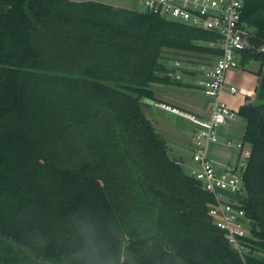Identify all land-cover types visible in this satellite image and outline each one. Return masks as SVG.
Here are the masks:
<instances>
[{"label": "trees", "instance_id": "trees-1", "mask_svg": "<svg viewBox=\"0 0 264 264\" xmlns=\"http://www.w3.org/2000/svg\"><path fill=\"white\" fill-rule=\"evenodd\" d=\"M241 18L264 45V0H244ZM218 41L95 1L0 0V264H264V54L240 53L261 63L238 109L244 258L142 110L154 85H181L165 51L219 56Z\"/></svg>", "mask_w": 264, "mask_h": 264}, {"label": "built area", "instance_id": "built-area-1", "mask_svg": "<svg viewBox=\"0 0 264 264\" xmlns=\"http://www.w3.org/2000/svg\"><path fill=\"white\" fill-rule=\"evenodd\" d=\"M135 1L141 6V11L213 33L219 38L221 54L215 57L211 65H200L196 70L195 85L203 95L215 100L210 115L199 118L166 104L156 105L189 120L197 128L191 162L198 168L190 173L213 198L208 209L213 224L223 232L228 244L244 258L251 247L248 239L251 238L253 222L241 207L239 199L244 192L243 171L250 157L251 145L244 141L228 142L237 150L238 159L235 165L223 169L210 160L207 147L218 140L221 125L238 117L237 111L219 99L227 72L238 66L236 58H240L241 52L264 54V45L253 44V29L242 21L244 0ZM174 67L180 68L181 64L175 61ZM175 68L168 71V76L181 80V73H175ZM235 91L234 87L229 88L231 94Z\"/></svg>", "mask_w": 264, "mask_h": 264}, {"label": "crops", "instance_id": "crops-1", "mask_svg": "<svg viewBox=\"0 0 264 264\" xmlns=\"http://www.w3.org/2000/svg\"><path fill=\"white\" fill-rule=\"evenodd\" d=\"M74 2L95 1L106 5L125 8L133 11L135 9V0H70ZM134 6V7H133ZM238 66L227 72L224 87L220 93L219 99L232 110L238 112V109L247 102H254L256 88L259 77L257 72L261 63L257 61H244L239 58ZM175 62V61H174ZM174 62L169 65V70L174 69ZM180 68H175V73H181L180 86L156 84L153 86L155 101L152 105H147L144 115L153 123L156 131L165 140L166 146L171 156L185 158V148L193 152L194 135L196 127L187 119L170 113L156 104H166L183 112L195 115L199 118H207L211 113V107L214 99L203 95L201 90L195 85L197 77V68L201 64L190 62H180ZM264 69V62L262 65ZM234 87L235 93L231 94L229 88ZM245 122L238 116L234 120H229L218 128V140L207 147V155L210 160L219 169L226 166H232L237 163V150L228 145V142L243 141ZM171 140L168 144L167 140ZM186 159V165L191 172L198 166Z\"/></svg>", "mask_w": 264, "mask_h": 264}, {"label": "rangeland", "instance_id": "rangeland-1", "mask_svg": "<svg viewBox=\"0 0 264 264\" xmlns=\"http://www.w3.org/2000/svg\"><path fill=\"white\" fill-rule=\"evenodd\" d=\"M135 9L137 11H141L142 10L141 6L138 3H136ZM208 46L214 47V44L212 43V44H209ZM163 56H164L165 60L162 59L161 61L164 64H167V66L172 65L174 61H180V62H183V63H186V62H190V63L200 62V63H203L201 65H211L214 62V59L216 57V56H213L211 54H204V55H201V56L199 55L200 58H197L193 54H187L186 56H182V55L180 56V55H177V54H172V51H165ZM236 59L238 60L239 57H237ZM257 62H259V61H257ZM143 103L148 104V105H152L153 101L145 99V100H143ZM146 106L142 104L143 112H146V109H145V108H147ZM167 142H168V144H170L171 140L168 139ZM185 156H186L185 158H187V159L190 158L192 156V152L189 149L185 148ZM183 168H184V170L186 172L190 171L188 169L186 163H183ZM243 194H244V192L241 195L243 196Z\"/></svg>", "mask_w": 264, "mask_h": 264}, {"label": "water", "instance_id": "water-1", "mask_svg": "<svg viewBox=\"0 0 264 264\" xmlns=\"http://www.w3.org/2000/svg\"><path fill=\"white\" fill-rule=\"evenodd\" d=\"M171 160L173 162H176L178 164H183V163H186V159L185 158H177L175 156H171Z\"/></svg>", "mask_w": 264, "mask_h": 264}]
</instances>
